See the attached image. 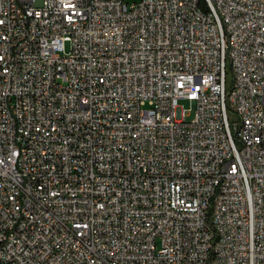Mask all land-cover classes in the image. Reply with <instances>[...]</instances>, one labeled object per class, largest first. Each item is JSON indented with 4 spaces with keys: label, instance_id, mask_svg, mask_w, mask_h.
I'll return each instance as SVG.
<instances>
[{
    "label": "built area",
    "instance_id": "obj_1",
    "mask_svg": "<svg viewBox=\"0 0 264 264\" xmlns=\"http://www.w3.org/2000/svg\"><path fill=\"white\" fill-rule=\"evenodd\" d=\"M0 264H264V0H0Z\"/></svg>",
    "mask_w": 264,
    "mask_h": 264
},
{
    "label": "rangeland",
    "instance_id": "obj_2",
    "mask_svg": "<svg viewBox=\"0 0 264 264\" xmlns=\"http://www.w3.org/2000/svg\"><path fill=\"white\" fill-rule=\"evenodd\" d=\"M136 0H126V3H133V2H135ZM228 74L226 75V78L228 79ZM178 105L179 106H182L183 108H184V110L186 111V110H189V105L186 103V102H182V101H179L178 102ZM190 115H191V113H190ZM190 115H188L187 116V120H190L191 119V116ZM227 117H228V119L229 120H231L232 119V116L230 115V114H228L227 115Z\"/></svg>",
    "mask_w": 264,
    "mask_h": 264
}]
</instances>
